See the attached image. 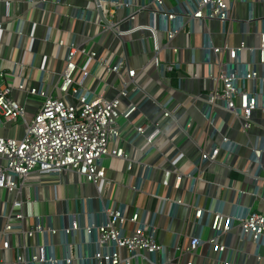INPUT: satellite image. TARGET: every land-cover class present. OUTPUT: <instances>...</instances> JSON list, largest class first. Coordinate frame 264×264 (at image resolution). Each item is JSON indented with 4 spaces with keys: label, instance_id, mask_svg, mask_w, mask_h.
I'll return each mask as SVG.
<instances>
[{
    "label": "built area",
    "instance_id": "built-area-1",
    "mask_svg": "<svg viewBox=\"0 0 264 264\" xmlns=\"http://www.w3.org/2000/svg\"><path fill=\"white\" fill-rule=\"evenodd\" d=\"M35 8L39 3L35 0L27 1ZM258 4H257V3ZM91 0L93 9L89 6L77 15L82 22L96 25L102 33H111L120 40L123 55H97L93 51H85L72 41L66 45L59 40L58 47H66L65 65L59 74L55 85L57 95L49 93L43 87L25 90L20 84L12 85L0 83V126L6 123H22V135L16 137L0 136V252L10 251V236L17 238L19 246L16 248L15 264H182L184 256H194L202 246L201 232L203 227L210 231L206 244L216 251L217 264H234L232 250L223 242L222 238L230 235L232 230L238 229V241L255 244V257L264 260L260 254L264 248V176L259 175L262 170L264 147L249 144L252 162L257 164V171L248 175L255 183V198H259L263 208L252 210L242 208L240 213L228 215L221 212L199 208L197 204L187 205L188 218L192 216L197 225L198 235L193 237L181 236L171 250L172 255L166 256L165 249L158 241L156 228L143 219L144 209L132 207L129 214L126 205L116 203L110 205L109 198L103 195L107 188H112V180L105 175L102 166L104 157L125 160L128 169L131 160L123 150L116 146L120 140V128L116 120L122 117L129 123L131 115L139 110V106L129 101L127 107L119 110L120 100L129 99L132 95L142 92L145 100L154 102L161 111L160 119L135 126V138H140L144 148L142 154H149L154 148L155 140L163 133L161 121L169 120L185 136H189L193 122L187 120L180 125L177 115L182 105L175 103L170 86V75L182 70L181 61L167 56L177 55L181 48L175 46L174 41L181 35H199L200 45L187 48L191 53L189 64L204 66L205 75L197 73L189 75V79H202L209 83L204 86V108L200 114L204 121V137H220L218 144H212L208 149L205 145H197L199 156L192 162V170L184 174L191 183V190L201 180L203 168L208 163L217 161L221 151L234 153L237 143L228 138L223 132L225 121H216V110L227 113L229 121L239 124V131L247 136L255 126L254 116L260 113L264 118V14L262 6L264 0ZM240 3L246 8L244 20L236 19L235 8ZM257 4V6L255 5ZM6 12L11 3L4 2ZM85 12L91 14L85 16ZM120 13L123 15L121 16ZM97 14V15H96ZM96 17L93 19V16ZM144 15V22H137V18ZM9 17V16H8ZM105 21V22H104ZM219 25V35L223 42L216 45L213 41L211 24ZM240 24L238 33L241 40L236 45L229 43L235 34L233 24ZM125 28H122V25ZM254 25V31L251 28ZM22 20L16 21L13 32L21 36ZM1 30V24H0ZM258 39L257 45H248L243 37L250 34ZM139 34L151 41L152 55L139 70L128 66L129 54L125 37ZM199 56V59L197 58ZM85 56L86 64L78 67L77 60ZM94 62L101 70V79L110 74L120 80L121 88L113 97H109L108 85L98 93L86 88L85 78L89 75L87 65ZM147 65H152L157 72L159 82L166 85L167 95L158 101L148 96L136 81L137 75L144 71ZM79 70V71H78ZM77 71L79 74H77ZM184 75L177 78L180 83ZM0 78H4L0 70ZM13 90L19 95L40 99V103L29 123L26 121V107L19 99L12 96ZM196 98H194L195 100ZM150 130V131H149ZM111 145H114L111 148ZM133 162V161H132ZM140 162V161H139ZM142 175L136 179V184L130 189L132 192L145 194L141 186L149 178L150 167L142 163ZM72 173L83 178L96 190L95 199L99 202L98 218L92 217L93 212L69 213L62 217L60 228L51 224V218H44L36 211L37 200L31 197L26 181L32 174L41 178H52L60 182L63 175ZM170 172L167 171L164 184L168 182ZM179 180V178L177 179ZM92 197L84 201L90 203ZM166 202L169 198H164ZM181 205V201H175ZM207 214L206 224L202 220ZM100 216V217H99ZM59 234L65 255L58 258L52 250L51 238ZM81 236V241L77 240ZM33 240L26 246L23 242ZM77 240V241H76ZM90 246L91 255H78L79 243ZM22 250V253L19 250ZM184 264H193L188 259Z\"/></svg>",
    "mask_w": 264,
    "mask_h": 264
},
{
    "label": "crops",
    "instance_id": "crops-1",
    "mask_svg": "<svg viewBox=\"0 0 264 264\" xmlns=\"http://www.w3.org/2000/svg\"><path fill=\"white\" fill-rule=\"evenodd\" d=\"M5 1L11 3L8 15L4 6ZM27 1L0 0V70L4 74V78H0V83L10 84L13 88L22 84L25 90L41 86L49 93L57 95L55 85L64 68L67 55L66 47H58L59 40H64L66 45L73 41L85 51H93L97 55L107 54L108 57L114 54L123 55L121 42L113 34L102 33L98 26L77 19L76 16L85 11L86 7L93 9L91 0H35L41 2L35 8L31 7ZM256 3L257 6L258 3ZM261 10L264 14V6ZM85 13L86 17L91 16L90 13ZM120 15L123 14L120 13ZM234 16L239 20L245 19L246 8L243 4L236 5ZM17 19L22 20L21 36L13 32ZM136 20L138 23L144 22V15L138 16ZM210 26L214 43L220 45L223 40L219 35V25L213 23ZM239 26L240 24H233L235 34L229 40L231 45L238 44L242 39L237 31ZM122 28H125L124 24ZM253 31L254 25L251 28V32ZM251 32L243 39L250 46L257 45L258 39L252 36ZM123 41L129 54L128 66L136 71L141 69L152 55L151 41L147 34L143 41L139 34L125 37ZM201 42L202 38L199 35H181L173 44L186 49L181 50L177 55H171L170 58L167 54L162 56L165 61L172 59L186 63L180 72L174 73L177 78L184 75L183 80L179 83L170 75L169 82L174 91L172 95L175 103L182 105V109L176 116L178 123L183 125L187 120L193 122L189 136H185L171 121H161L160 127L163 133L155 140L154 148L149 154H142L143 142H140V138H135L134 128L149 121L159 120L161 111L154 102L145 100L142 92H138L129 99L120 100V111L127 107L129 101L139 106V110L131 115L129 123L122 117L118 118L122 119V123L118 124V119L116 120L121 132L116 146L121 148L126 157L131 160L130 169L125 160L112 157H104L102 160L105 175L112 180V188H107L103 196L106 199L109 198L110 205L114 200L116 203L126 205L129 214L133 210L132 207L144 209L143 219L156 228L158 241L164 247L166 256L173 254L171 248L180 241L181 236L198 235L199 230L192 216L193 212L188 218L187 205L191 203L197 204L199 208L225 215L240 213L242 208L246 207L257 211L263 208L260 199L252 195L255 183L248 175L257 171V164L252 162L250 150L246 147L247 142L264 147V118L260 113L255 114V126L245 136L240 133L237 122L227 125L229 116L226 112L217 109L215 122L218 123L220 120L226 122L223 132L237 143V148L234 153L221 151L216 162L204 166L201 180H197L193 191L190 181L184 176L192 170V162H195L199 156L197 145H205L208 149L221 140L219 136L205 138L203 133L204 121L200 110L204 108V86L209 87V83L202 79L188 77L193 73L205 75L204 66L189 64L191 53L187 50L200 45ZM197 58L199 59L198 55ZM77 61L78 67L82 68L86 64L85 56H81ZM86 70L89 75L85 78L84 84L94 93H98L107 85L109 97L115 96L120 90V80L116 75L110 74L98 79L101 76V70L97 69L94 62L88 63ZM78 71L77 74H79ZM136 81L148 96L158 101L167 95L166 85L159 82L157 72L152 65H147L144 71L137 75ZM12 96L25 105L27 115L33 116L40 103L39 98L27 96L25 93L19 95L15 90ZM22 129L18 123H6L0 126V136L19 138L22 135ZM113 147L114 145H111V148ZM104 159L107 160V167L103 165ZM142 163L150 167L149 178L145 179L141 186L145 194L130 190L144 171ZM262 164L260 176H264V156ZM167 171L170 175L165 185L164 178ZM26 186L29 188L31 197L37 200L36 211L44 218H51V224L55 228H60L62 217L69 213H81L82 210L84 213L93 212L92 217L96 216V219L100 220L98 218L100 205L95 199L94 186L76 174H65L60 182L32 174L26 181ZM86 197L94 199L87 203L84 201ZM166 197L169 198L168 202L164 200ZM0 198L4 199L5 194L2 193ZM175 201H181L182 204L176 205ZM206 219L207 214H204L203 226L206 224ZM2 225L3 222L0 221V229ZM204 228L207 227H203L201 232L202 246L196 255L184 256L182 264L188 259H191L193 264H217L216 251L205 242L210 237V231L207 228L205 235ZM238 234L239 230L234 229L230 235L226 238L224 236L221 240L232 250V262L234 264H264V260L258 261L255 257V244L248 241L240 243ZM77 240L81 241V236ZM9 241L12 252L1 251L0 264H15L16 248L22 241L18 244L14 235L10 236ZM50 242L54 255L63 258L65 251L60 235H54ZM23 243L30 246L34 241L26 240ZM19 251L22 253L21 249ZM77 253L79 256L91 255L92 249L90 246L79 243ZM260 254L264 256V248H261ZM73 264L79 263L75 261Z\"/></svg>",
    "mask_w": 264,
    "mask_h": 264
},
{
    "label": "rangeland",
    "instance_id": "rangeland-1",
    "mask_svg": "<svg viewBox=\"0 0 264 264\" xmlns=\"http://www.w3.org/2000/svg\"><path fill=\"white\" fill-rule=\"evenodd\" d=\"M31 119H32V116L26 115V121H27V123H29L31 121ZM117 123L118 124L122 123V119H118L117 120ZM123 123H124V121H123ZM18 125H22L21 121H18ZM11 136H12V131H11ZM103 165L105 167H107V160L104 159ZM207 231H208V229L207 228H204L203 233L206 235ZM205 235H204V238H205Z\"/></svg>",
    "mask_w": 264,
    "mask_h": 264
},
{
    "label": "trees",
    "instance_id": "trees-1",
    "mask_svg": "<svg viewBox=\"0 0 264 264\" xmlns=\"http://www.w3.org/2000/svg\"><path fill=\"white\" fill-rule=\"evenodd\" d=\"M171 76H172V79L173 80H176L177 79V75L176 74L173 73V74H171Z\"/></svg>",
    "mask_w": 264,
    "mask_h": 264
},
{
    "label": "water",
    "instance_id": "water-1",
    "mask_svg": "<svg viewBox=\"0 0 264 264\" xmlns=\"http://www.w3.org/2000/svg\"><path fill=\"white\" fill-rule=\"evenodd\" d=\"M105 22V21H104Z\"/></svg>",
    "mask_w": 264,
    "mask_h": 264
}]
</instances>
